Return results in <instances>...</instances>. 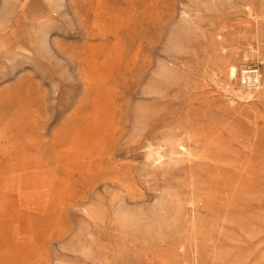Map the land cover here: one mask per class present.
<instances>
[{"label":"rangeland","instance_id":"obj_1","mask_svg":"<svg viewBox=\"0 0 264 264\" xmlns=\"http://www.w3.org/2000/svg\"><path fill=\"white\" fill-rule=\"evenodd\" d=\"M0 264H264V0H0Z\"/></svg>","mask_w":264,"mask_h":264}]
</instances>
